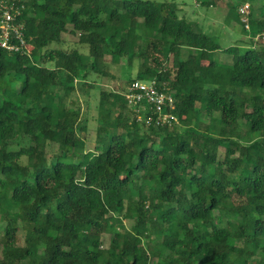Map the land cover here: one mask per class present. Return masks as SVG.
<instances>
[{"label":"trees","instance_id":"16d2710c","mask_svg":"<svg viewBox=\"0 0 264 264\" xmlns=\"http://www.w3.org/2000/svg\"><path fill=\"white\" fill-rule=\"evenodd\" d=\"M245 3L249 44L179 0H0L31 46H0V264H264V0H229L224 25ZM67 34L82 49L51 48ZM115 66L178 123L101 90L87 150L76 84Z\"/></svg>","mask_w":264,"mask_h":264},{"label":"rangeland","instance_id":"374dc122","mask_svg":"<svg viewBox=\"0 0 264 264\" xmlns=\"http://www.w3.org/2000/svg\"><path fill=\"white\" fill-rule=\"evenodd\" d=\"M181 7L183 9V14L186 15H193L197 13V15L200 18L206 17L208 18V23L214 24L215 27H222L225 26L224 31L226 34L229 35V40L232 43L235 44H249L250 38H252V34L254 33L253 25L250 22V19H247L245 16H241V8H239L238 12L240 15V21L233 20L231 21V25L228 23L224 25L225 18L228 15V8L227 4L229 0H217L215 2H211V9L204 10L202 8H199L197 6L199 3L196 0H179ZM10 7L8 5L4 6V11H9ZM6 13V12H5ZM238 20V19H237ZM1 25V24H0ZM264 30V29H263ZM12 45H16L15 39L11 38L10 39ZM253 41L256 42L255 48L257 51H259L261 54L263 53V48H264V36L260 32L253 38ZM51 48H56V49H64L66 51H71L72 49H82L81 45H79L78 39L75 35L73 34H67L64 36V43L61 45H53ZM19 53H30L31 52V46L29 44H25L23 49H20L18 51ZM230 60V58H229ZM126 63V61H124ZM139 72L138 65L135 63L133 64L132 68L130 69L129 74L133 76V78H137ZM111 73L114 75V78L111 77H97L93 76L91 78L90 85L93 87L92 90H89V95H87L88 89H84L82 86V83L77 82L76 84V93L75 96L78 98V106L81 107V120L82 124L87 127L86 130V137H87V150H93L95 146V137H96V124H95V118L97 115L96 111V106L99 102V96L101 90H106V91H112L116 92L118 95H121L124 98V101L128 106L133 107L135 104L132 103L129 99L130 95V88L128 89V93L125 92L123 93V86L126 84V81L128 80V75H123L121 69L118 66H115ZM137 81L144 83V85L147 82L150 83H155L153 81H145V80H140L138 79ZM174 109L171 108V110ZM136 115H137V121L140 124H145L146 126H150L147 121H149L148 117L146 114L147 112L145 111H139L138 109H135ZM166 114H171L173 117H171L170 123L172 126L174 124L178 123V117L177 114H172L170 112H165ZM221 157L224 158V148H221ZM129 226V223H127ZM24 233L23 231H19L18 233V243L19 245H24ZM111 236L110 235H103L102 237V243L103 246L106 248L109 246Z\"/></svg>","mask_w":264,"mask_h":264},{"label":"built area","instance_id":"2783aa9c","mask_svg":"<svg viewBox=\"0 0 264 264\" xmlns=\"http://www.w3.org/2000/svg\"><path fill=\"white\" fill-rule=\"evenodd\" d=\"M9 11H4L2 14V22L0 25V46L4 49H7L11 52H18L20 49H23L24 45L27 43L23 34V26L16 25L14 20V15ZM251 11V6L249 3H245L241 8V15L247 19ZM6 12V13H5ZM264 36V30L260 35ZM14 38L16 45H12L10 39ZM129 99L134 103L135 107L139 111H145L143 102L149 104L150 109L158 114L157 118L154 120L153 117H146L149 119L148 124L150 125L153 121L156 122V125H171L170 123L171 114H166V107L173 108V99L171 96L166 95L158 91L155 83L147 82L145 85L142 82L136 81L130 87Z\"/></svg>","mask_w":264,"mask_h":264}]
</instances>
